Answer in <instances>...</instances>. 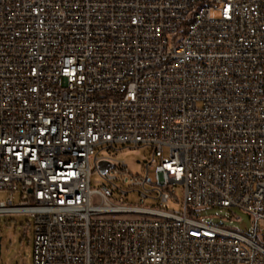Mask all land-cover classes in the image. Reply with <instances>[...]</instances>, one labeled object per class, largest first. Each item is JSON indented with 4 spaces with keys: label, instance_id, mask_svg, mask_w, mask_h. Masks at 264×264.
<instances>
[{
    "label": "built area",
    "instance_id": "obj_1",
    "mask_svg": "<svg viewBox=\"0 0 264 264\" xmlns=\"http://www.w3.org/2000/svg\"><path fill=\"white\" fill-rule=\"evenodd\" d=\"M0 191L33 264H264V0H0Z\"/></svg>",
    "mask_w": 264,
    "mask_h": 264
},
{
    "label": "rangeland",
    "instance_id": "obj_2",
    "mask_svg": "<svg viewBox=\"0 0 264 264\" xmlns=\"http://www.w3.org/2000/svg\"><path fill=\"white\" fill-rule=\"evenodd\" d=\"M165 152H168L165 150ZM104 155L113 157L118 161H125L138 173L149 156V150L145 147L122 146L115 149L105 150ZM94 187H101L105 182L98 172H94L92 178ZM10 193L0 191V201L9 198ZM133 202L136 199L131 197ZM20 198L16 196L15 204H19ZM171 210L184 212V189L182 186L176 188L175 197L170 201ZM198 218L207 220L210 224L230 228L246 235H250L255 229L251 216L236 207L205 209L196 212ZM260 240L264 243V222L258 224ZM0 239L1 255L0 264H33L34 262V221L25 214L3 215L0 217Z\"/></svg>",
    "mask_w": 264,
    "mask_h": 264
},
{
    "label": "water",
    "instance_id": "obj_3",
    "mask_svg": "<svg viewBox=\"0 0 264 264\" xmlns=\"http://www.w3.org/2000/svg\"><path fill=\"white\" fill-rule=\"evenodd\" d=\"M0 255H1V239H0Z\"/></svg>",
    "mask_w": 264,
    "mask_h": 264
}]
</instances>
